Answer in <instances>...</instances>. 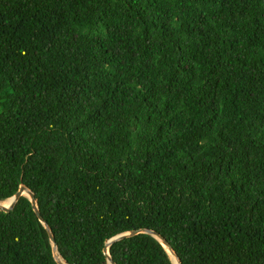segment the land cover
Masks as SVG:
<instances>
[{
    "label": "trees",
    "instance_id": "16d2710c",
    "mask_svg": "<svg viewBox=\"0 0 264 264\" xmlns=\"http://www.w3.org/2000/svg\"><path fill=\"white\" fill-rule=\"evenodd\" d=\"M68 264L152 230L182 264H264V0H0V203ZM22 196L0 264H57ZM116 264H174L154 237Z\"/></svg>",
    "mask_w": 264,
    "mask_h": 264
},
{
    "label": "water",
    "instance_id": "95a60500",
    "mask_svg": "<svg viewBox=\"0 0 264 264\" xmlns=\"http://www.w3.org/2000/svg\"><path fill=\"white\" fill-rule=\"evenodd\" d=\"M22 196H25V197H27L30 200V202L32 204V209H33L35 215L37 216L39 221L44 225L45 229L47 230L49 238H50V241H51L52 246H53L52 253H53V257H54V260L56 261V263L57 264H68L61 257V255H60V253L58 251L57 244L55 242V238H54V235L52 233V230L50 229V227L45 223V221L41 217L39 206H38V201H37L34 193L31 190H29L26 186L22 185L20 187L19 191L11 199H9L10 200V204L8 206H4L3 203H0V211L1 212H5V213H9V212L13 211L15 206H16V204H17V202L19 201V199ZM141 233L148 234V235L156 238L162 244V246L167 250L169 255L172 254L176 258V260H177L176 264H182L180 258L177 256V254L175 253V251L173 250L171 245L163 237H161L158 233H156L155 231H152V230L130 231V232H127V233H123V234L117 235L114 238H112L111 240H109L106 243L105 248H104V254L106 256L108 264H116L113 261L112 257L110 256V253H109V248L113 244H115V243H117L119 241H122L124 239L132 238V237H134V236H136L138 234H141Z\"/></svg>",
    "mask_w": 264,
    "mask_h": 264
},
{
    "label": "bare ground",
    "instance_id": "6f19581e",
    "mask_svg": "<svg viewBox=\"0 0 264 264\" xmlns=\"http://www.w3.org/2000/svg\"><path fill=\"white\" fill-rule=\"evenodd\" d=\"M9 204H10V200H7V201H5V202L3 203L4 206H8ZM170 256H171V259H172V261L174 262V264H176V263H177L176 258H175L172 254H170Z\"/></svg>",
    "mask_w": 264,
    "mask_h": 264
},
{
    "label": "rangeland",
    "instance_id": "374dc122",
    "mask_svg": "<svg viewBox=\"0 0 264 264\" xmlns=\"http://www.w3.org/2000/svg\"><path fill=\"white\" fill-rule=\"evenodd\" d=\"M4 203V202H3Z\"/></svg>",
    "mask_w": 264,
    "mask_h": 264
}]
</instances>
